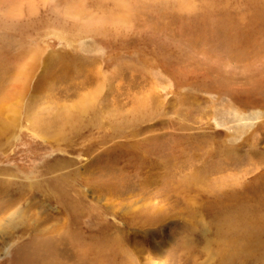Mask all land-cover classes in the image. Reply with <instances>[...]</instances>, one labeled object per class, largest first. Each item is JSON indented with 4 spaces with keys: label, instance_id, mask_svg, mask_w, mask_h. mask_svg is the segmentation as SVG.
Returning <instances> with one entry per match:
<instances>
[{
    "label": "rangeland",
    "instance_id": "374dc122",
    "mask_svg": "<svg viewBox=\"0 0 264 264\" xmlns=\"http://www.w3.org/2000/svg\"><path fill=\"white\" fill-rule=\"evenodd\" d=\"M227 1L0 0V264H264V36Z\"/></svg>",
    "mask_w": 264,
    "mask_h": 264
},
{
    "label": "bare ground",
    "instance_id": "6f19581e",
    "mask_svg": "<svg viewBox=\"0 0 264 264\" xmlns=\"http://www.w3.org/2000/svg\"><path fill=\"white\" fill-rule=\"evenodd\" d=\"M223 1H225V0H223ZM226 2H228V1L226 0ZM236 3L237 2H235V4ZM242 3H243V6L245 5V10H246L245 12H248L247 15H244L245 17L238 15V14H240V12L239 13H235V12L228 13L227 9L222 8L224 11L222 9L220 10V13H221L220 18L221 19L219 21H220V24L223 25L222 30L224 32L223 34L225 35L224 38H226L228 40H231V39H234L235 41L237 40L236 44L240 48L245 45L250 50L256 44H258L257 43L258 40H260L261 38H263L262 36H264V18H262V15H264V0H240V4H242ZM237 4H239V3H237ZM236 15H238V16H236ZM246 17L247 18L250 17L249 20L252 21L254 23V25L257 27L253 30L251 29L250 31H244V30L240 31L239 36H237L238 34L236 35L234 28L237 27L239 23H244V21L246 20ZM239 27L243 28L242 25ZM226 31H227V33H226ZM228 36H230L231 38L229 37L230 38L229 39ZM236 37H238V38H236ZM255 47H257V46H255Z\"/></svg>",
    "mask_w": 264,
    "mask_h": 264
}]
</instances>
